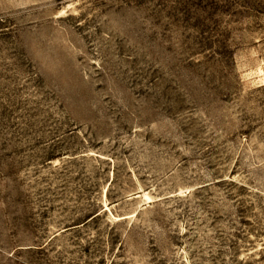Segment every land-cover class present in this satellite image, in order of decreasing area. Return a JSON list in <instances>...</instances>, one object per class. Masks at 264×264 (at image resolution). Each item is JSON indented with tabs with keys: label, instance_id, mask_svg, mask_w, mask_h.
<instances>
[{
	"label": "rangeland",
	"instance_id": "1",
	"mask_svg": "<svg viewBox=\"0 0 264 264\" xmlns=\"http://www.w3.org/2000/svg\"><path fill=\"white\" fill-rule=\"evenodd\" d=\"M0 264H264V0H0Z\"/></svg>",
	"mask_w": 264,
	"mask_h": 264
}]
</instances>
